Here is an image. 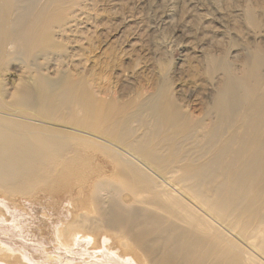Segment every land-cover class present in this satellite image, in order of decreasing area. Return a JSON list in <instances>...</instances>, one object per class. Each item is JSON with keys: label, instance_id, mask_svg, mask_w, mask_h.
I'll return each instance as SVG.
<instances>
[{"label": "bare ground", "instance_id": "obj_1", "mask_svg": "<svg viewBox=\"0 0 264 264\" xmlns=\"http://www.w3.org/2000/svg\"><path fill=\"white\" fill-rule=\"evenodd\" d=\"M73 1L0 0V196L93 194L97 221L63 236L119 264H264V41L241 72L209 59L200 109L65 63ZM245 20L261 33L264 7Z\"/></svg>", "mask_w": 264, "mask_h": 264}, {"label": "rangeland", "instance_id": "obj_2", "mask_svg": "<svg viewBox=\"0 0 264 264\" xmlns=\"http://www.w3.org/2000/svg\"><path fill=\"white\" fill-rule=\"evenodd\" d=\"M73 5L67 30H54L65 63L82 62L85 76L95 70L112 90L129 86L152 93L168 83L176 98L196 100L200 109L211 92L209 59L231 62L241 72L245 47L264 41V26L260 33L245 20L248 8L263 18L264 0H74ZM40 189L0 196V264H119L103 240L94 247L81 234L63 236L67 225L97 221L93 194L77 188L53 200Z\"/></svg>", "mask_w": 264, "mask_h": 264}]
</instances>
